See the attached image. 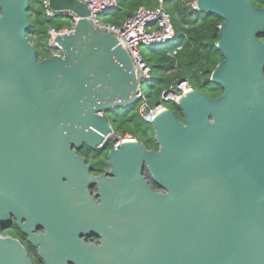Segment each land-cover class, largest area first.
Segmentation results:
<instances>
[{
    "label": "water",
    "instance_id": "water-1",
    "mask_svg": "<svg viewBox=\"0 0 264 264\" xmlns=\"http://www.w3.org/2000/svg\"><path fill=\"white\" fill-rule=\"evenodd\" d=\"M50 5L82 18L56 39L63 56L40 60L30 0H0V225L15 222L43 264H264V7L197 0L223 19L211 75L223 94L191 89L184 121L153 116L157 149L123 140L110 174L93 175L78 151L102 146L105 112L135 101L136 69L86 3ZM0 264L35 262L0 232Z\"/></svg>",
    "mask_w": 264,
    "mask_h": 264
},
{
    "label": "trees",
    "instance_id": "trees-1",
    "mask_svg": "<svg viewBox=\"0 0 264 264\" xmlns=\"http://www.w3.org/2000/svg\"><path fill=\"white\" fill-rule=\"evenodd\" d=\"M189 1H164V7L170 13L176 29V38L166 45L147 47L148 52L142 50L144 59L155 73L148 91L144 93L151 105L157 104L161 100L162 92L183 77L189 79L193 88L210 96L221 93V87L211 81V75L217 64L223 60L217 47L223 19L216 14L188 5ZM253 2L256 6H264V0H253ZM154 3V0H119L118 9L110 14L108 21L120 26L140 6L157 7ZM28 16L31 22L28 35L30 37L31 34L36 33L41 45L48 40L49 28L61 29L65 24L70 25L66 20L46 17L42 0H30ZM178 46L181 47L178 53L171 55L170 51ZM140 103L141 99L135 100L127 106L106 111L105 115L110 120L115 134L123 136L126 133H132L148 149H157L155 138L152 137L153 126L147 123L138 112ZM168 107L175 109L180 119L184 121L176 103ZM99 160V171H103L106 158L103 156Z\"/></svg>",
    "mask_w": 264,
    "mask_h": 264
},
{
    "label": "built area",
    "instance_id": "built-area-1",
    "mask_svg": "<svg viewBox=\"0 0 264 264\" xmlns=\"http://www.w3.org/2000/svg\"><path fill=\"white\" fill-rule=\"evenodd\" d=\"M86 3L90 9V15L86 18L99 31L113 34L122 46L128 51L137 73V89L135 100L141 99L138 112L147 122L152 123L154 115L168 107L166 102H178L181 96L191 89L192 85L186 77L181 78L178 82L173 83L168 89L164 90L161 100L151 105L147 101L142 91L143 84L152 80L153 69L144 59L142 47L161 46L171 43L176 38V29L170 13L164 7V1L158 0L159 6L147 7L140 6L136 12L127 18L122 25H116L109 22L106 16L115 12L119 7V0H79ZM197 0H190L188 5L196 8ZM42 7L46 17L51 19H62L70 23L65 24L61 29L51 27L48 29V40L45 44H39V38L36 33L30 35V40L38 49L39 59L52 56H63V47L56 40L58 36L73 31L76 23L82 18L72 10L53 9L50 0H42ZM181 49L180 46L170 51L171 55H176ZM154 137V135L152 136ZM123 140H138L132 133L117 135L114 130L107 137L105 143L99 148L110 146L118 148ZM152 183V179H150Z\"/></svg>",
    "mask_w": 264,
    "mask_h": 264
},
{
    "label": "flooded vegetation",
    "instance_id": "flooded-vegetation-1",
    "mask_svg": "<svg viewBox=\"0 0 264 264\" xmlns=\"http://www.w3.org/2000/svg\"><path fill=\"white\" fill-rule=\"evenodd\" d=\"M260 7H264V6H260ZM258 37L261 40H264V34H259ZM220 90H221V93L217 96H210L208 94L207 95L211 98H216V97L221 96L223 94L224 90L222 88H220ZM88 149H91V148L84 146L81 150L78 151V154L83 156L86 159L87 164H89L91 166V173L93 175H101V174L109 175L110 174V167L107 165V160H106V166H104V170L99 171V161H100L99 159L102 158L103 156H105V158H106L107 152L111 148H109V146H105V147L97 148V149H91V150H88ZM104 154H106V155H104ZM94 189H95V187L93 186L92 187L93 193L95 192ZM0 226H1L0 232L3 235L13 236L15 238H18L23 243V245L25 246L26 250L28 251L29 255L31 256V258L33 259L35 264H43L39 260V257L34 253L35 249L33 248L32 244L29 242V238L19 230V228L16 226L15 222H13L11 225H8L6 227L2 226V225H0ZM43 231H44V228L42 227V225L38 224L37 225V232L42 233ZM100 240H101V237L94 235V234H91L86 238V242L89 244L92 243V244L99 245ZM32 250H34V251H32Z\"/></svg>",
    "mask_w": 264,
    "mask_h": 264
},
{
    "label": "rangeland",
    "instance_id": "rangeland-1",
    "mask_svg": "<svg viewBox=\"0 0 264 264\" xmlns=\"http://www.w3.org/2000/svg\"><path fill=\"white\" fill-rule=\"evenodd\" d=\"M142 50H145V52H148V49L147 48H145V47H142ZM155 76V73H154V71L152 72V77H154ZM150 87V81H147V82H145L144 84H143V87H142V91H143V93H146L147 91H148V88ZM160 101V100H159ZM174 104V102H166V105L167 106H169V105H173ZM88 150H91V149H88ZM32 251H34V250H32ZM35 253V252H34ZM36 254V253H35Z\"/></svg>",
    "mask_w": 264,
    "mask_h": 264
},
{
    "label": "crops",
    "instance_id": "crops-1",
    "mask_svg": "<svg viewBox=\"0 0 264 264\" xmlns=\"http://www.w3.org/2000/svg\"><path fill=\"white\" fill-rule=\"evenodd\" d=\"M154 2H155V3H154L155 6H159V2H158V0H154ZM109 17H110V15L106 16V19L108 20Z\"/></svg>",
    "mask_w": 264,
    "mask_h": 264
}]
</instances>
